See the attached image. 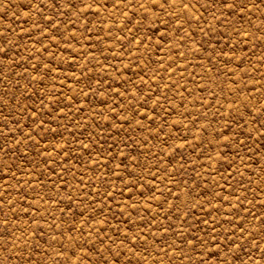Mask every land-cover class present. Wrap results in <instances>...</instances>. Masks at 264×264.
<instances>
[{
	"label": "rangeland",
	"instance_id": "1",
	"mask_svg": "<svg viewBox=\"0 0 264 264\" xmlns=\"http://www.w3.org/2000/svg\"><path fill=\"white\" fill-rule=\"evenodd\" d=\"M0 264H264V0H0Z\"/></svg>",
	"mask_w": 264,
	"mask_h": 264
}]
</instances>
